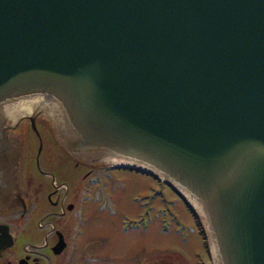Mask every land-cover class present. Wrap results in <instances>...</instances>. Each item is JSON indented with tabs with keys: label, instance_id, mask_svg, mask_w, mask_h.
<instances>
[{
	"label": "water",
	"instance_id": "water-1",
	"mask_svg": "<svg viewBox=\"0 0 264 264\" xmlns=\"http://www.w3.org/2000/svg\"><path fill=\"white\" fill-rule=\"evenodd\" d=\"M28 115L171 186L212 264H264V0H0V209Z\"/></svg>",
	"mask_w": 264,
	"mask_h": 264
},
{
	"label": "flooded vegetation",
	"instance_id": "flooded-vegetation-1",
	"mask_svg": "<svg viewBox=\"0 0 264 264\" xmlns=\"http://www.w3.org/2000/svg\"><path fill=\"white\" fill-rule=\"evenodd\" d=\"M19 130L23 202L0 209V264H111L93 229L113 202L114 169L141 170L75 157L42 116Z\"/></svg>",
	"mask_w": 264,
	"mask_h": 264
},
{
	"label": "rangeland",
	"instance_id": "rangeland-1",
	"mask_svg": "<svg viewBox=\"0 0 264 264\" xmlns=\"http://www.w3.org/2000/svg\"><path fill=\"white\" fill-rule=\"evenodd\" d=\"M112 173L113 202L93 229L98 245L106 240L111 264L211 263L199 215L173 188L143 171Z\"/></svg>",
	"mask_w": 264,
	"mask_h": 264
}]
</instances>
